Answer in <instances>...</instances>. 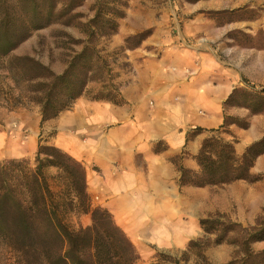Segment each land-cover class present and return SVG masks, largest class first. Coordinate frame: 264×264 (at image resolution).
I'll list each match as a JSON object with an SVG mask.
<instances>
[{
	"label": "trees",
	"instance_id": "trees-1",
	"mask_svg": "<svg viewBox=\"0 0 264 264\" xmlns=\"http://www.w3.org/2000/svg\"><path fill=\"white\" fill-rule=\"evenodd\" d=\"M71 2L0 0V70L3 73L0 78L12 84L7 88L0 85V107L13 110L37 105L40 127L46 120L70 109L78 97L89 94L87 85L91 81L100 82L102 90L88 95L90 98L120 102L114 75L102 50L93 42L98 37L115 34L117 20L107 17L103 10H96L81 26L72 24L67 16L79 18L80 15L69 14L70 9L79 5L71 7ZM115 15L120 17L118 10ZM55 22L76 25L87 37L75 40L81 48L74 52L61 73L53 72L31 55H12L33 32ZM99 66L107 67L108 78L100 74ZM236 91L229 94L223 107L230 105ZM231 119L225 114L217 128L206 130L209 135L202 140L195 155L198 171L177 163L181 186L204 187L236 180L255 182L262 177L251 174L250 168L264 154V136L238 155L234 147L236 138L228 139L222 134L231 133V124L241 128H247L248 124ZM48 138H39L33 167L25 159L0 161V244L14 254V264H134L138 254L112 214L104 207L92 206L82 163L49 144ZM89 213L90 226L73 228L67 221L70 214ZM200 227L205 241L197 239L188 245L198 257L203 256V247L213 235V244L227 242L239 248L238 255L227 264H264V248L259 251L251 248L253 242L264 241V209L253 226L245 227L216 213L201 219Z\"/></svg>",
	"mask_w": 264,
	"mask_h": 264
},
{
	"label": "rangeland",
	"instance_id": "rangeland-1",
	"mask_svg": "<svg viewBox=\"0 0 264 264\" xmlns=\"http://www.w3.org/2000/svg\"><path fill=\"white\" fill-rule=\"evenodd\" d=\"M74 1L70 0L71 7L76 3L79 5L70 9L69 14L78 13L80 17L68 15L72 24L81 26L93 17L96 10H103L107 17L117 20L115 34L93 40L102 50L111 74L118 71L130 73L133 68H144L143 63L147 59L163 62V73L170 71L172 62L181 67L182 60H192L197 72L211 75L214 81L221 80V76L228 78L229 94L238 90L233 94L230 105L223 107L224 115L230 116L231 120H244L248 127L231 124V133L222 134L228 139L236 138V153L241 155L247 145L264 136V93H261L264 88V0ZM116 10L119 18L115 15ZM61 23L55 22L33 32L28 41L35 46L31 56L44 65L57 64L58 67L52 69L57 74L64 65L66 68L78 46H81L75 44V40L87 39L76 25L65 26ZM18 51L12 52V55H26ZM99 68L100 74L108 78L107 67ZM0 74H3L1 70ZM0 85L4 88L12 86L10 81L1 78ZM100 90L90 89L86 95ZM220 90L216 94L223 95V90ZM23 113H27L28 117ZM37 113L39 107L34 104L13 110L0 107V125L7 132L9 140L26 145L27 150L23 157H4L0 161L25 159L29 167H33L39 138L49 137L48 143L53 144L52 136H48L53 130L48 129L47 125L36 126L33 122ZM203 134L205 137L209 135L207 131ZM31 141L32 146L36 143L33 150ZM251 174L262 177L255 183L236 181L190 190L199 201L197 220L192 219L190 224L182 221L183 234L167 236L163 245L149 242L140 251L131 242L139 257L134 264H227L232 261L238 255V246L227 242L213 244V235L209 236L208 245L203 247L202 257H198L188 245L197 239L205 241L200 220L208 215L220 213L245 227L255 225L257 216L264 209V159L260 164L257 162V171L252 169ZM86 191L93 207H103L98 202L95 190L86 188ZM67 221L73 228L90 226L92 223L90 213L70 214ZM251 248L254 251L263 249L264 241L253 242ZM14 263V254L0 244V264Z\"/></svg>",
	"mask_w": 264,
	"mask_h": 264
},
{
	"label": "crops",
	"instance_id": "crops-1",
	"mask_svg": "<svg viewBox=\"0 0 264 264\" xmlns=\"http://www.w3.org/2000/svg\"><path fill=\"white\" fill-rule=\"evenodd\" d=\"M30 39L13 52L32 55L35 46ZM192 63L182 60L178 67L172 62L170 71L163 73V62L147 59L144 68L114 74L120 102L83 94L70 109L43 123L53 130V144L82 163L86 188L95 190L100 205L140 251L149 242L163 245L167 236H180L181 222L190 224L199 217V201L190 190L204 188L181 186L177 163L199 170L195 155L203 133L223 121L230 81L224 76L214 81ZM99 88L100 82L87 85L89 90ZM220 89L223 95L216 94ZM40 119L37 113L36 126ZM14 141L0 125V159L27 154L26 145ZM30 145L32 150L36 147L32 141ZM263 159L264 154L256 158L251 173Z\"/></svg>",
	"mask_w": 264,
	"mask_h": 264
}]
</instances>
